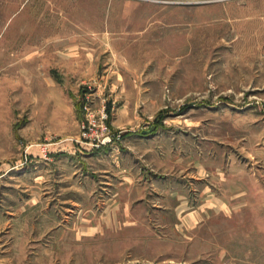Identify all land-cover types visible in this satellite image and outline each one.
Returning <instances> with one entry per match:
<instances>
[{
	"label": "rangeland",
	"instance_id": "rangeland-1",
	"mask_svg": "<svg viewBox=\"0 0 264 264\" xmlns=\"http://www.w3.org/2000/svg\"><path fill=\"white\" fill-rule=\"evenodd\" d=\"M0 264H264V0H0Z\"/></svg>",
	"mask_w": 264,
	"mask_h": 264
}]
</instances>
